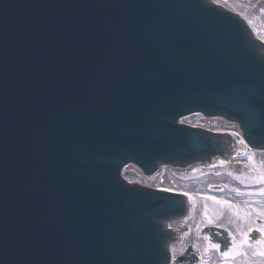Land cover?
I'll return each instance as SVG.
<instances>
[{
    "label": "water",
    "instance_id": "water-1",
    "mask_svg": "<svg viewBox=\"0 0 264 264\" xmlns=\"http://www.w3.org/2000/svg\"><path fill=\"white\" fill-rule=\"evenodd\" d=\"M254 35L213 0H0V264H170L185 196L122 170L218 165L244 146L179 122L192 113L264 149Z\"/></svg>",
    "mask_w": 264,
    "mask_h": 264
},
{
    "label": "flooded vegetation",
    "instance_id": "flooded-vegetation-1",
    "mask_svg": "<svg viewBox=\"0 0 264 264\" xmlns=\"http://www.w3.org/2000/svg\"><path fill=\"white\" fill-rule=\"evenodd\" d=\"M249 150L247 147L239 149L237 153L240 159L238 158L235 162L227 160L218 167L200 166L189 172L191 180L189 181L197 186L193 189L194 191L197 192L200 186L207 183L204 191L207 195L203 196L199 193L193 195L190 212L182 223L184 233L181 235L180 245L183 249L188 247L193 249L194 254L199 258L197 264H202V257L206 264H264V258L253 255L255 246L252 248L244 246L242 250L247 252L246 257L224 258L221 256V252L231 248L233 236L236 237L237 242L242 238L237 231V225L242 230H247L248 227L242 219L233 215L235 210H239L241 216L244 212L252 213L250 219L254 221L253 227L264 223V218L257 216L260 210H264V195H260V190L264 189V183L259 182V176L261 172H264V168L260 166L261 162H264V153L256 154ZM251 153H255L253 161L248 159ZM232 167L236 168L238 173L232 170ZM238 176L240 179H237ZM208 197L215 199H208ZM217 200L229 201L236 206V209L217 204ZM205 212L207 217L204 215ZM208 217L212 218V223L208 222ZM259 235L258 232H252L249 243L259 238ZM209 243L220 244V250L209 248Z\"/></svg>",
    "mask_w": 264,
    "mask_h": 264
},
{
    "label": "bare ground",
    "instance_id": "bare-ground-1",
    "mask_svg": "<svg viewBox=\"0 0 264 264\" xmlns=\"http://www.w3.org/2000/svg\"><path fill=\"white\" fill-rule=\"evenodd\" d=\"M226 1V2H225ZM213 2L217 4H221L224 7H227L232 12L235 11L245 18V20L251 24V16H256L255 14H259L261 9H264V0H213ZM241 5V6H240ZM253 6V8L249 9L250 12L249 15L244 13L245 6L249 7ZM256 36L260 38L264 42V37L261 35L258 30L251 24ZM182 123L187 124L189 126L195 127V128H206L207 130L221 132V133H228L237 134V141H241L243 139V134L240 128V125L237 121H228L225 117L222 116H205L203 114L199 115H190L184 117L182 119ZM245 146V142H244ZM259 150V149H258ZM256 151V150H255ZM231 158L233 156H230ZM229 156L221 157V159H230ZM200 166H207V165H200ZM125 171H123V177L130 180L133 184H140L146 187H150L151 189H154V187H157L159 183L163 181V183H167L169 187L163 186L164 189H167L174 193H184L185 191H181L179 188H182L181 181L177 179L180 177L184 171L180 169H174L169 166V164H163V167L158 170L156 173H153L149 176V174H145L141 168L134 165V163L127 164V166L124 168ZM173 185H176L177 188L173 187ZM190 194V193H188ZM185 218L173 220L172 223H170L171 228L174 230H180L182 231V226ZM178 241V240H177ZM177 241H172V254L173 259H177V254H179L180 251L184 252L185 249L181 247L179 243H176ZM179 244V245H178ZM174 250V252H173Z\"/></svg>",
    "mask_w": 264,
    "mask_h": 264
},
{
    "label": "snow or ice",
    "instance_id": "snow-or-ice-1",
    "mask_svg": "<svg viewBox=\"0 0 264 264\" xmlns=\"http://www.w3.org/2000/svg\"><path fill=\"white\" fill-rule=\"evenodd\" d=\"M261 11H264V9H261ZM181 122H183V121H181ZM233 135H237V134L233 133ZM240 143L244 144V141L241 140ZM249 151L251 152V150H249ZM254 157H255V153H251L248 156V159L250 161H253ZM223 163H224V161H221V164H223ZM260 166L262 168H264V162H261ZM237 179H240V177L238 176ZM259 182L264 183V172H261V174L259 176ZM240 194L243 195V193H240ZM183 195L188 196L189 194L183 193ZM260 195H264V189L260 190ZM208 199H215V198L214 197H208ZM216 203L221 204V205H226L230 209H236L235 205L231 204V202L226 201V200H217ZM204 215L207 217V212H205ZM221 215H222V213H221ZM233 215H235L239 219H242L244 221V223L248 225V227H247V230H242L240 228V226L237 225V231L239 232V234L242 238L239 240V242H237L236 237L233 236L231 248H229L227 251L221 252V256L224 258L238 257V256H245L246 257L248 255L247 252L242 250L244 248V246H247L249 248H252L255 246L256 250L253 253V255L264 258V223L257 224L255 227H253L252 224L254 223V221H251V219H250L252 217V213H250V212H244L243 215L241 216V213L239 212V210H235L233 212ZM257 216L259 218H264V210H260L257 213ZM208 222L212 223L211 217H208ZM229 223H232V221H229ZM254 231L258 232L260 234L259 238L253 239L252 242L249 243L250 234ZM205 239H207V237H205ZM220 247L221 246L218 243H209V248H211V249H216L217 251H219ZM173 252H174V250H173ZM201 262H202V264H206V261H204L203 257L201 258Z\"/></svg>",
    "mask_w": 264,
    "mask_h": 264
},
{
    "label": "rangeland",
    "instance_id": "rangeland-1",
    "mask_svg": "<svg viewBox=\"0 0 264 264\" xmlns=\"http://www.w3.org/2000/svg\"><path fill=\"white\" fill-rule=\"evenodd\" d=\"M226 2V1H225ZM245 8V10H244V13H246V14H248L249 15V11H248V8L249 9H251V8H253V6H250L249 5V7H247V6H245L244 7ZM256 16H251V24L258 30V32L261 34V35H263V37H264V11H261L260 10V13L259 14H255ZM183 179L184 180H186V181H188V180H190V174H186V175H184V177H183ZM212 180H214L215 178H211ZM191 181V180H190ZM207 183H205V185H206ZM181 185H183V184H181ZM205 185L204 186H200V190H197V192L196 191H194L193 189H195V187H197L196 185H192V184H190V185H184V186H187V188H179L181 191H185V193L187 192V193H192V194H195L196 195V193H199L200 195H203V196H206L207 194H206V192H204L205 191ZM158 186H165V187H169L168 186V184L165 182V183H162V184H159ZM173 187H175V188H177L176 187V185H173ZM193 201V198H191V202ZM217 261H219L218 259H217Z\"/></svg>",
    "mask_w": 264,
    "mask_h": 264
}]
</instances>
